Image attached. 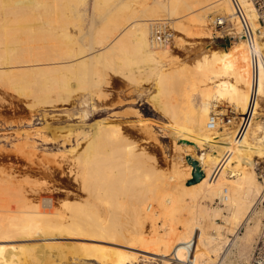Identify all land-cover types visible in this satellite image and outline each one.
<instances>
[{
  "label": "bare ground",
  "instance_id": "bare-ground-1",
  "mask_svg": "<svg viewBox=\"0 0 264 264\" xmlns=\"http://www.w3.org/2000/svg\"><path fill=\"white\" fill-rule=\"evenodd\" d=\"M86 2L0 0V84L32 98L33 109L53 108L77 92L89 100L106 83L107 71L138 87L153 85L150 102L177 128L176 139L191 143L184 159L198 161L204 177L184 186L192 178L188 162L184 170L174 167L168 176L127 139L119 125L99 121L80 132L86 143L70 169L86 194L85 201L64 200L57 209L54 202L46 206L31 202V197L27 200L8 183L0 187V264H54L67 245L54 242L62 238L101 243L72 246L69 242L70 253L76 256L69 254L72 260L86 264H139L141 257L156 264H219L233 250L248 262L263 217L257 208L262 182L254 165L242 157V144L231 141L230 126L236 117L231 124L218 122L213 130L208 125L213 114L220 121L229 115L228 108L245 114L250 102V50L232 4L229 0H93V20L97 18L100 25L96 28L92 22L83 35L79 11ZM239 3L255 28L252 4ZM212 12L231 23L230 43L205 49L192 70L178 62L173 46L154 44L152 23L157 20L171 24L175 40L179 35L221 39L210 28ZM259 49L264 55V42ZM262 98L264 68L258 77L256 120L257 101ZM204 148L210 150L207 156L205 152L199 158L189 156ZM255 157L263 160L264 151H256ZM173 183L178 185L175 191ZM32 241L41 243L29 245Z\"/></svg>",
  "mask_w": 264,
  "mask_h": 264
},
{
  "label": "rangeland",
  "instance_id": "rangeland-1",
  "mask_svg": "<svg viewBox=\"0 0 264 264\" xmlns=\"http://www.w3.org/2000/svg\"><path fill=\"white\" fill-rule=\"evenodd\" d=\"M92 1L93 0H87L86 4L82 6L79 11L82 16L83 35L88 32V28H90L92 22H94L93 24L96 28L100 25V21L97 18H95V21L93 20V11L91 9ZM217 16L223 15L212 12L209 14L208 22L212 21L210 23H213ZM210 28L213 33L214 31L216 32L212 24H210ZM218 34L219 33L216 32V35ZM81 35L82 33L79 35V38ZM179 36L180 39L178 40L173 38L170 46H173L174 55L177 57L176 59L178 62L182 65H186L190 70H192L194 61H196L198 55L205 49L209 50L211 48L214 50L221 48L217 42L220 38L208 40V38L198 39L190 38L186 35ZM211 40L212 42H210ZM105 78L107 84L105 83L101 89L93 92L89 100L88 96H84L77 92L70 99L72 101L58 102L53 108L45 107V109L30 108L29 104L32 102V98L27 99L19 96L15 92H12L5 84H0V187L8 183L19 193L21 191L24 197L28 196L29 198L26 197V199L28 198L27 200L31 197V202L46 206L54 202L53 204L56 203L55 205L59 206H55L57 209L61 208L60 206L66 200L79 201L81 199V202L85 201L86 194L79 188L78 181H75L76 176L74 174L71 175L70 169L72 168L71 165L75 155L82 150L86 143L80 140V132L91 130L92 126L99 121H108L119 125L132 144L135 143V145H138V148L143 149L146 157L150 156V159L155 162L157 161L156 163L158 164L157 166L160 172L170 176L173 173L174 167L184 170L182 168L188 165L186 161L187 156L184 159V150L186 151V147L191 143L187 145L182 142L189 141L185 139L177 140V137H175L177 128L174 127L167 116L155 109L154 104L150 102L149 96L154 90L153 85L147 87L146 85L148 84L143 83L144 85H141L143 88L141 86L138 87L118 73L112 71H107ZM242 86L244 87V85ZM246 90H248V88H246ZM96 93H102V98L98 99ZM257 103V107L261 108H257L260 113L258 117L259 120L257 121L256 118H253L254 120L251 126L247 128L244 133L245 135H242L238 139V123L235 121L230 129L232 142L244 143L247 145L248 150H245L242 144L241 155L245 153L244 150L247 152L251 151L252 154H255L256 151H264V141L262 140L264 136V124H258L259 122H264V99H259ZM48 108L50 110H48ZM231 112L234 113L233 116L235 117L240 116V114L232 108L225 110V114H230ZM254 125H256L255 127L257 129L253 135V145L248 131H250V128ZM76 139H79L81 144L78 145ZM177 144H179L183 150L179 149L178 146H176ZM209 151L208 148H204L200 151L194 149L191 153L192 155L189 156L199 158L200 155H202L201 152H205L207 156ZM225 151L226 147L222 149V152ZM245 155L247 156V153ZM250 157L251 156H249V159ZM255 160V165L258 164V166H256V173L259 176L257 169L264 167V159L255 158ZM187 181L184 182V186H186ZM176 185V183H173V186H171L173 191L177 188ZM47 196L49 200L44 199L47 198ZM216 205L217 204H215V206ZM258 211L261 212V210ZM182 216L185 218L186 213ZM217 222L219 224L223 223L220 220ZM178 227H181L180 224ZM146 232L149 234L150 230L147 228ZM54 242L67 243L66 247L64 246L66 250L63 247L59 251L63 253V256L59 258L61 260L56 259L55 261L52 258L56 264H66V262L67 264H86L80 259L77 261L76 259L74 261L72 260V258L76 256H74V253H72L73 255L70 253L73 251L71 247L74 246V243L76 245L101 244L73 238L57 239ZM69 242L72 243V246ZM33 243L40 244L41 242H28L29 245H33ZM68 243L70 246H68ZM1 244L10 245V243ZM104 245L113 246L105 243ZM238 257L239 255H236L235 250L228 251V255L224 256L219 264L224 262L225 264H232L238 261L244 262ZM62 261H64V263ZM46 263L51 264L52 261L51 263L46 261L45 264ZM145 263L156 264V262L154 263L152 260H149L147 263V260L141 257L139 264Z\"/></svg>",
  "mask_w": 264,
  "mask_h": 264
},
{
  "label": "built area",
  "instance_id": "built-area-1",
  "mask_svg": "<svg viewBox=\"0 0 264 264\" xmlns=\"http://www.w3.org/2000/svg\"><path fill=\"white\" fill-rule=\"evenodd\" d=\"M233 7L235 19L238 21L243 38L247 42L250 50L251 64V87H250V102L245 114L238 118L237 137L238 139L246 132L247 128L253 121V112L255 109V101L257 98V85L259 71L264 68V55L259 49L260 42H264V0H248L256 14V27L254 28L250 17L242 9L239 0H229ZM213 26L221 35V38H229L232 35V26L223 16H217L213 21ZM173 30L170 23L166 20H157L152 23V40L156 46L168 47L173 41ZM234 113L225 115L220 121L219 116L213 114L209 120V129L213 130L218 122L222 124H231ZM259 178L262 182V196L257 204V208L262 211L263 217L261 227L256 241L253 245L251 256L248 262H234L232 264H264V167L257 169ZM219 203L220 200L218 199ZM190 264V263H188ZM221 264H225L221 263Z\"/></svg>",
  "mask_w": 264,
  "mask_h": 264
},
{
  "label": "water",
  "instance_id": "water-1",
  "mask_svg": "<svg viewBox=\"0 0 264 264\" xmlns=\"http://www.w3.org/2000/svg\"><path fill=\"white\" fill-rule=\"evenodd\" d=\"M217 42L221 45H228L230 43V38H221ZM187 162L193 167V172L192 178L187 181L186 186L195 185L203 179L204 173L202 172L198 161L188 157Z\"/></svg>",
  "mask_w": 264,
  "mask_h": 264
},
{
  "label": "crops",
  "instance_id": "crops-1",
  "mask_svg": "<svg viewBox=\"0 0 264 264\" xmlns=\"http://www.w3.org/2000/svg\"><path fill=\"white\" fill-rule=\"evenodd\" d=\"M238 117H236V118H234V121L235 122H237L238 123ZM254 120V119H253ZM258 121V120H257ZM260 123H263L264 124V122L262 121V122H259L258 124H260ZM257 124V125H258ZM232 126H233V124L230 126L231 128H232ZM251 126V125H250ZM256 125H254V126H252L251 128H250V131H248V134H250V140L253 142L252 144L254 145V141H253V135H254V133H255V131H256V127H255ZM243 135H245V134H243ZM243 144V148H245V150H248V148H247V145L246 144H244V143H242ZM244 150V152L245 153H243V155H242V157L244 158H246L247 160L245 161L246 162V164H253L254 165V167H255V172H256V166H258V164H256L255 165V162H256V160H255V154H252L251 153V151H249V152H247V151H245ZM247 153V156L245 155ZM249 156H251L250 157V159H249ZM244 158V159H245ZM257 174V173H256ZM258 175V174H257ZM259 177V176H258Z\"/></svg>",
  "mask_w": 264,
  "mask_h": 264
}]
</instances>
